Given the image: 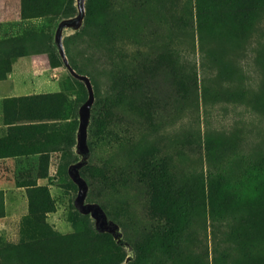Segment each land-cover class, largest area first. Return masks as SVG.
Instances as JSON below:
<instances>
[{
  "label": "rangeland",
  "instance_id": "obj_1",
  "mask_svg": "<svg viewBox=\"0 0 264 264\" xmlns=\"http://www.w3.org/2000/svg\"><path fill=\"white\" fill-rule=\"evenodd\" d=\"M0 20V80L34 75L0 97V264H264V0H0Z\"/></svg>",
  "mask_w": 264,
  "mask_h": 264
},
{
  "label": "crops",
  "instance_id": "obj_2",
  "mask_svg": "<svg viewBox=\"0 0 264 264\" xmlns=\"http://www.w3.org/2000/svg\"><path fill=\"white\" fill-rule=\"evenodd\" d=\"M5 20H0V23H2ZM2 34L8 35L11 34V32H4L0 31V36L2 37ZM27 60V59H25ZM33 73L28 70L19 71V70H12L7 78L0 80V97H3L5 95L10 96H23L30 94L34 89V83H33ZM9 81V82H8ZM15 123V122H14ZM5 131L7 134L12 133L14 131L13 124L8 123L6 125ZM9 152H15L18 153L19 151L16 150L13 147H7L5 151H3L0 155L1 156H7L5 153ZM12 155V154H10Z\"/></svg>",
  "mask_w": 264,
  "mask_h": 264
},
{
  "label": "trees",
  "instance_id": "obj_3",
  "mask_svg": "<svg viewBox=\"0 0 264 264\" xmlns=\"http://www.w3.org/2000/svg\"><path fill=\"white\" fill-rule=\"evenodd\" d=\"M74 140L72 139L70 142L68 141V144L66 145V148H71ZM10 154H16L15 152H9L7 151L5 155H10ZM39 196L34 199H30L29 202V209L31 212L35 214H43L47 211H50L54 207V203L52 200V197L50 195V192L47 188V186H41L39 188ZM222 203V198L221 197H215L213 201L210 203L211 210L215 213H220V205ZM77 218V217H76Z\"/></svg>",
  "mask_w": 264,
  "mask_h": 264
}]
</instances>
